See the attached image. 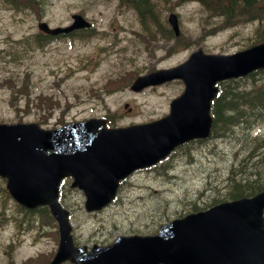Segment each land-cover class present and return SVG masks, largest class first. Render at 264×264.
Instances as JSON below:
<instances>
[{
	"label": "rangeland",
	"instance_id": "rangeland-1",
	"mask_svg": "<svg viewBox=\"0 0 264 264\" xmlns=\"http://www.w3.org/2000/svg\"><path fill=\"white\" fill-rule=\"evenodd\" d=\"M155 4V22L150 29L166 30L165 16L169 11L178 14L182 38L173 45L171 39L158 35L144 39L135 33L144 31L139 16L119 0H40L42 14L50 22H66L72 12H81L92 21L94 33L52 40L48 47L33 49L16 64H0V79L9 75L16 84L24 79L29 83L27 90L16 91L0 85V122L35 121L55 127L91 116H104L112 126L149 121L168 112L169 101L183 89L181 81L139 91L130 89L129 84L113 89L103 84L126 70L143 74L174 65L198 47L233 52L257 38L258 21L217 24V17L200 1L155 0ZM33 9L15 15L0 9V48L33 31ZM243 129V125L232 129L239 135L236 139L212 135L178 146L157 164L126 177L115 200L94 212L85 211L82 191L71 188L66 179L61 202L69 210L75 241L90 246L109 243L119 234H151L170 218L227 199L231 169L241 168L238 162L242 159L247 169L261 156L251 158V138L256 134L264 138V120L255 121L250 133ZM40 213L38 208L33 213L22 211L6 196L0 177V264H20L29 256L39 262L54 252L56 225L41 222Z\"/></svg>",
	"mask_w": 264,
	"mask_h": 264
},
{
	"label": "water",
	"instance_id": "water-1",
	"mask_svg": "<svg viewBox=\"0 0 264 264\" xmlns=\"http://www.w3.org/2000/svg\"><path fill=\"white\" fill-rule=\"evenodd\" d=\"M73 18L68 28L89 24L80 14ZM169 20L178 33L175 15ZM260 67L264 42L230 54L198 49L183 62L138 75L131 83L139 90L183 80L184 90L159 119L123 127H107L97 117L56 128L0 123V175L6 177V188L27 207L47 204L57 221L58 246L47 264L65 259L77 264H264V190L172 218L153 234L118 235L90 250L74 245L68 211L57 199L61 178L70 175V185L84 191L85 209H99L134 168L156 162L188 139L209 135L218 80Z\"/></svg>",
	"mask_w": 264,
	"mask_h": 264
},
{
	"label": "trees",
	"instance_id": "trees-1",
	"mask_svg": "<svg viewBox=\"0 0 264 264\" xmlns=\"http://www.w3.org/2000/svg\"><path fill=\"white\" fill-rule=\"evenodd\" d=\"M120 1H123L137 11L141 23L144 24V29L148 31V20L154 16L156 7L155 0ZM201 1L207 9H210L216 15L228 18V20L230 18L239 19L240 17L258 19L260 24L256 32V41L264 39V0ZM137 34L144 37L146 32H137ZM256 73H258V77H255ZM136 74L133 70H126L116 77L109 78L103 84V87L113 89L126 85ZM250 78L252 80L249 82H241V78L228 79L220 82L219 92L212 103V133L214 135L227 133L240 124H251L257 120H264V68L251 72L247 79ZM245 166L240 161L239 167L243 168L231 170L227 198L250 195L264 188V153H261L258 159L251 162L249 168L246 169ZM39 218L41 222L45 223L47 221L46 212H41ZM49 219V224L55 226L52 218L49 217ZM26 260H23V263L20 262V264H28L29 261L36 262L35 258H32V260L28 258Z\"/></svg>",
	"mask_w": 264,
	"mask_h": 264
},
{
	"label": "flooded vegetation",
	"instance_id": "flooded-vegetation-1",
	"mask_svg": "<svg viewBox=\"0 0 264 264\" xmlns=\"http://www.w3.org/2000/svg\"><path fill=\"white\" fill-rule=\"evenodd\" d=\"M35 33H39V34H41L42 36H45V34H44L43 32L38 31V30L35 31ZM4 40H5V39H4ZM6 47H7V46H6ZM6 47H3L1 50L5 52V51H6Z\"/></svg>",
	"mask_w": 264,
	"mask_h": 264
}]
</instances>
